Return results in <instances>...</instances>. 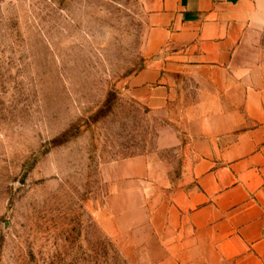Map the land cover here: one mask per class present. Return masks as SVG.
Here are the masks:
<instances>
[{
	"label": "rangeland",
	"instance_id": "obj_1",
	"mask_svg": "<svg viewBox=\"0 0 264 264\" xmlns=\"http://www.w3.org/2000/svg\"><path fill=\"white\" fill-rule=\"evenodd\" d=\"M147 30L139 0H0V264H157L106 170L181 171L158 149L167 120L129 93Z\"/></svg>",
	"mask_w": 264,
	"mask_h": 264
},
{
	"label": "crops",
	"instance_id": "obj_2",
	"mask_svg": "<svg viewBox=\"0 0 264 264\" xmlns=\"http://www.w3.org/2000/svg\"><path fill=\"white\" fill-rule=\"evenodd\" d=\"M139 2L145 60L129 93L167 120L158 149L182 158L176 176L142 155L106 167L140 201L123 229L157 264H264V0Z\"/></svg>",
	"mask_w": 264,
	"mask_h": 264
}]
</instances>
